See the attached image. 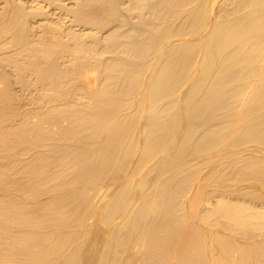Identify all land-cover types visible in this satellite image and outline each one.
Instances as JSON below:
<instances>
[{
	"label": "bare ground",
	"instance_id": "bare-ground-1",
	"mask_svg": "<svg viewBox=\"0 0 264 264\" xmlns=\"http://www.w3.org/2000/svg\"><path fill=\"white\" fill-rule=\"evenodd\" d=\"M0 264H264V0H0Z\"/></svg>",
	"mask_w": 264,
	"mask_h": 264
}]
</instances>
